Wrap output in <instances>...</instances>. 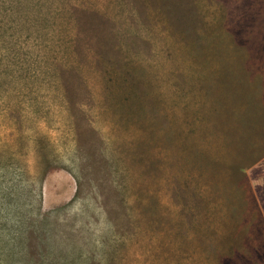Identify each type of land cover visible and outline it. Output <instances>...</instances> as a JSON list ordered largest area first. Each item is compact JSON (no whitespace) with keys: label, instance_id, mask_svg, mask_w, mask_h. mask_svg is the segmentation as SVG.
Here are the masks:
<instances>
[{"label":"rangeland","instance_id":"obj_1","mask_svg":"<svg viewBox=\"0 0 264 264\" xmlns=\"http://www.w3.org/2000/svg\"><path fill=\"white\" fill-rule=\"evenodd\" d=\"M0 264H264V0H0Z\"/></svg>","mask_w":264,"mask_h":264}]
</instances>
